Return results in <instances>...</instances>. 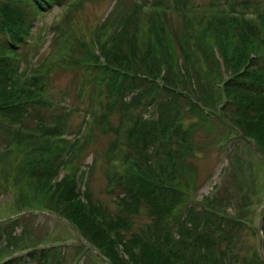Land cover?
<instances>
[{
    "label": "trees",
    "instance_id": "trees-1",
    "mask_svg": "<svg viewBox=\"0 0 264 264\" xmlns=\"http://www.w3.org/2000/svg\"><path fill=\"white\" fill-rule=\"evenodd\" d=\"M64 1L0 2V123H9L13 129L17 125L16 133L25 140L20 148H29L28 155L35 159L24 163L23 180L32 183L33 192L44 196L45 211L58 213L78 228L86 241H81L78 252L82 247L86 250L95 247L110 264H236L240 243L236 236L244 219L238 217L241 213L234 216L223 212V199L206 198L204 207L192 202L194 183H182L186 169L183 154L193 151L189 142L191 132L183 131L181 124L185 103L208 124L210 112L205 113L204 109L211 105L213 87L220 78L216 83L219 99L226 97L219 109L226 125L223 138L229 142L231 133L238 129L264 157V32L261 27L247 18L227 17L225 9L217 8L209 17L194 14L193 21L178 31L163 22L168 7L162 6L154 15H158L160 24L150 22V28L142 34L136 19L137 9L144 6L141 1L107 40L99 41L98 31L93 34L87 57L79 62L98 75L90 78L88 112L96 116L95 103L102 104L100 123L118 133V138L120 134L126 136L129 149L125 155L129 167L122 175H116L117 180H110V192L116 193L112 209L95 196L90 172L82 170L79 175V169L76 172L70 168L53 186L56 178L49 168L66 143L65 133L59 137L56 126L46 125L38 118L34 109L39 99L47 95L45 82L36 76L38 67L23 68L24 47L36 21L53 3ZM185 2L177 0V7L181 10ZM213 47L223 56L227 78L220 73ZM198 48L206 63L202 55L197 57ZM203 60L205 70L214 66V72L202 77L197 67ZM183 93H195L207 100L201 99L202 102L190 97L192 103L187 99L191 95L183 97ZM133 103L153 106L151 115L130 118L124 114L125 105ZM115 114L120 115L118 127L111 124ZM126 119L130 120L129 124L125 123ZM27 130L36 132L27 133ZM174 142L184 146L175 148ZM11 143L9 149L15 150L16 143ZM116 159L118 163L119 158ZM60 171L55 172L56 177ZM24 194L21 193L19 201L27 206ZM240 196L241 201L248 200L247 196ZM142 207L147 209L151 220L139 232H133L130 216L138 214ZM120 250L126 258L119 255ZM37 253L31 250L0 264H48L58 255L50 250ZM263 263L257 252L249 262Z\"/></svg>",
    "mask_w": 264,
    "mask_h": 264
},
{
    "label": "rangeland",
    "instance_id": "rangeland-1",
    "mask_svg": "<svg viewBox=\"0 0 264 264\" xmlns=\"http://www.w3.org/2000/svg\"><path fill=\"white\" fill-rule=\"evenodd\" d=\"M4 1L6 0H0ZM141 1L144 6L137 9L136 19L142 34L145 29L147 31L150 28V22L155 25L158 21L160 24L158 15H154L162 6L168 7L163 22L178 31L193 21L194 14L209 17L219 8L228 12L227 17L252 20L264 32V19L260 16H264V0H184L186 4L181 10L177 7V0H65L63 3L55 2L45 9L32 29L27 46L24 47L26 59L25 66L22 67H38L36 76L45 82L47 95L41 101L39 99L34 109L38 118L46 125L56 126L59 137L65 133L66 143L60 147V155L49 168L52 177L56 178L53 186L70 168L79 169V175L82 170L90 172L91 188L95 196L112 209L115 208L116 193L110 192V180H117L116 175H122L126 167H129L125 163V155L129 149L126 136L120 134L118 138V133L100 123L99 113L104 110L102 104L99 106L95 103L96 116L89 115V96L92 90L90 78L98 75L96 71L91 72L86 69V65L79 62L87 57L93 34L98 31V40H107ZM231 6L234 8L231 9ZM252 25L254 26L253 23ZM192 49L196 51L195 48ZM214 50L216 47H213ZM196 55H202L205 60L199 48ZM180 56L183 58L181 53ZM61 58L64 59L62 62ZM215 58L221 75L227 78L225 62L218 50ZM204 60L197 67L202 77L208 72H214V66L205 70ZM219 80L220 78L216 80L213 87L211 105L204 109L205 113L217 114L218 117L207 113L210 117L207 118V124L195 115L194 110L191 111L187 103L184 105L181 128L185 132H191L189 142L193 151L189 155L183 154L186 169L183 170L182 183H194L191 199L192 202H198V206H203L206 198L217 201L223 199V212L234 216L242 214L238 216L244 219V223H241L236 236L237 241L240 240L236 249L239 258L236 264H249L255 252L264 260V157L256 151L252 141L244 139L241 132L238 133L234 128L230 129L234 131L229 142L223 138L226 125L219 116V109L226 97L219 99L216 84ZM196 86L199 89L200 85L196 83ZM183 94V97L185 94L191 95L186 97L188 100L190 97L199 98L195 93ZM201 99L197 100H207ZM190 102L193 103L191 100ZM152 109L153 106L144 103H133L125 105L124 114L130 118L132 115L148 117ZM111 120L114 127L120 125L119 114L112 116ZM129 121L126 119L125 123L129 124ZM11 126L9 123H0V263L31 250H37V255L41 251L50 250L58 254L52 257L50 264H110L93 250L82 247L78 252L76 249L81 247V238L70 222L56 212L44 210L47 204L44 196L33 192L32 183L23 180L21 176L26 166L24 163L30 161L33 155H28L29 148H20L25 140L16 133L17 125L14 129ZM31 132L36 131L27 130V133ZM11 142H15L18 149L8 150ZM221 142L227 143L223 145ZM173 144L175 148L184 146L181 142ZM10 145L13 146L14 143ZM116 158H119L118 163H115ZM66 166L68 169L65 170ZM58 170H61L60 175L56 177L55 172ZM21 193L26 194L27 206L19 201ZM241 194L247 196L248 200L241 201ZM226 199L228 202H225ZM62 211L69 214L67 210ZM71 212L73 216L74 211ZM130 217L133 232H139L151 220L145 207ZM119 255L126 258L121 250Z\"/></svg>",
    "mask_w": 264,
    "mask_h": 264
}]
</instances>
